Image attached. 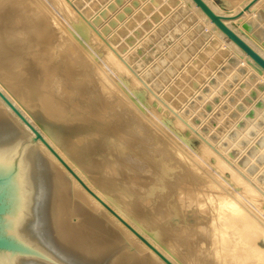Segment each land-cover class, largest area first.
I'll list each match as a JSON object with an SVG mask.
<instances>
[{
	"label": "bare ground",
	"instance_id": "bare-ground-1",
	"mask_svg": "<svg viewBox=\"0 0 264 264\" xmlns=\"http://www.w3.org/2000/svg\"><path fill=\"white\" fill-rule=\"evenodd\" d=\"M47 1L0 0V91L92 191L174 264H264V187L181 111L233 54L261 83L264 70L192 0H54L62 17ZM204 1L231 17L252 0H221L227 10ZM263 3L226 24L264 57L240 27ZM182 16L190 26L205 25L207 42L164 88L128 52L147 29ZM128 32L139 41L121 42ZM33 136L0 97V149L34 143L43 221L60 252L32 232L17 264H165Z\"/></svg>",
	"mask_w": 264,
	"mask_h": 264
},
{
	"label": "rangeland",
	"instance_id": "rangeland-1",
	"mask_svg": "<svg viewBox=\"0 0 264 264\" xmlns=\"http://www.w3.org/2000/svg\"><path fill=\"white\" fill-rule=\"evenodd\" d=\"M49 1L50 0L47 1L48 4H49ZM144 1H146V0H144ZM211 1L219 7L222 6L221 8H223L225 10L228 9L225 6H223L221 0H211ZM54 3L56 4L57 2L54 0L52 2V0H51L49 6L50 7L52 6L51 8L53 10H55V12L62 17L63 12L60 9V6L55 5ZM53 6H54V8H53ZM261 10L262 11L264 10V3L256 10V12H254L256 15L255 14H249L247 17L248 19H245L243 22H246V21L251 20V19L256 20V22L258 23V29L257 30L264 33V16L261 19H259V17H258V12ZM183 17L184 16H182V18H180V19L175 20V22L177 24L175 22L172 25H169L170 23H166V26H167L166 27L162 23L161 26L156 27L155 31L152 30V28L147 29V31L148 30L149 31L146 33L144 32L145 33L144 36H143L144 33L142 32L143 34H141V36L138 37L139 40L141 41V42H139V44H137L138 45L137 47H139V48L138 49L133 48L134 52H135V50H137L135 52V53H137V55L135 53H133V51L128 52V54H130V55L133 54V56H135L136 62H138V64L141 67V71H143V73H146V71L148 69H151L150 71L149 70L147 71V73L148 74L150 73L149 75H151L149 77L151 79L154 78V79H152L153 82H154V80H156L155 83H157L160 86H163L164 88L168 84H170L171 80L177 75V73L184 68L183 66H185V64H187V62L190 61V57L192 59V57L196 54V52H198V50L203 47L205 42H207V39H205L203 37V35L207 33L206 28H204L205 30L200 29L198 31V29H196L197 24H195V25L192 24V26H190L191 23L188 22L189 16H185L184 18ZM184 19L186 20V23L184 22L185 21ZM181 20H183V21H181ZM187 23H189V24H187ZM193 26H195V27H193ZM203 26H205V25H203ZM150 30H151V32H150ZM168 30H169V32H168ZM182 30H183V33H182ZM200 31H202V33ZM196 32L198 33L197 35L199 37L196 35ZM159 33H160V35H159ZM188 33H189V35H188ZM130 34L131 33H129V32H128V34H125L123 39H121V42H123L124 40L131 37V39H135L134 43H136V41H137L136 37H135L136 35L135 34L130 35ZM182 34L183 35L187 34L186 35L187 37L183 36ZM146 35H148V36L146 37ZM155 35H156V37H155ZM195 35H196V37H195ZM200 35H201V37H200ZM180 36H182V38ZM249 36L252 38L251 35H249ZM159 38H161V39H159ZM194 38H196V39L194 40ZM252 39H254V38H252ZM254 41L256 43H258V45H260L264 49V46L261 44V42H258L255 39H254ZM194 44H197L198 47ZM151 45L153 47H151ZM181 46L184 48H182ZM193 46H196V47H193ZM143 48H144V50H143ZM197 48H199V49H197ZM170 50L172 52L174 51L175 56L172 55L173 54L172 52H171L172 54L169 52ZM194 50H196V51H194ZM145 51H147V52H145ZM149 51H151V52H149ZM190 51L192 52L193 55L190 54L191 53ZM146 55H148V57H146ZM150 55H152V56H150ZM156 55L159 57H157ZM160 55H161V57H160ZM170 55L172 57L174 56V58L172 59V57ZM233 56H236V57H238V59H240L237 54L231 55L226 60V62H224V64L219 68V70H217L216 74H214V77L212 76V78H210L211 80H209V82L204 84L205 86H203L202 89H200V92L199 91L197 92V94L193 97L194 99H191L189 101L190 103L188 102L187 103L188 105L186 104L184 106V108H182L181 111L183 113L182 112L181 113L183 116H185V118H187V117H189L188 119L191 118L190 119V121L192 120L191 123H194L193 125H195V127L199 128L200 131H201V129H203L201 132L203 133L204 136H206V137L209 136V139L211 138L210 140L213 144H215L213 142V141H215L216 144L219 145V147L221 146L223 150H225V151L228 150L227 151L228 154L230 155V157L232 159H234V161L237 160V164L240 161L243 162V164L245 165L244 167L246 168V170H248L246 172L247 173L249 172L248 174L250 176L256 175L257 181L264 187V94H263L264 93V87L261 84H258V82L261 83V82H263V80L259 77V79L257 81L251 82L248 78L254 70H251L250 67L248 66V68L251 70V72L249 70L247 73L242 74L238 70V68H239L238 66L239 65L240 66H242V65L246 66V64H243V62H240L239 65H236V66L233 65L232 62H230V60H232ZM145 57L147 59H145ZM152 61H154L153 63L155 65L154 64L151 65ZM176 65H178V66H176ZM145 66L148 68H145ZM167 66H169V67H167ZM152 68L155 69L153 72H152V70H153ZM176 70H179V71H176ZM158 71H160V72H158ZM234 74H239L240 75L239 79H237V80L233 79L232 76ZM155 76H156V79H155ZM259 80H261V81H259ZM163 87H162V89H164ZM204 101H206V102H204ZM195 102H197V103H195ZM217 105H218V107H217ZM258 111H260V112H258ZM223 112H226V113H223ZM202 120L203 121L205 120V121L203 122ZM217 120L218 121L221 120V121L217 122ZM220 123H221V125H220ZM197 124L198 125L200 124V125L198 126ZM223 125L225 127H223ZM212 126H213V130H211ZM210 131H212V132H210ZM208 133H209V135H207ZM192 144H195L198 146L199 142H198V140H194L192 142ZM234 167L237 168L236 165ZM251 173H252V175H251Z\"/></svg>",
	"mask_w": 264,
	"mask_h": 264
},
{
	"label": "water",
	"instance_id": "water-1",
	"mask_svg": "<svg viewBox=\"0 0 264 264\" xmlns=\"http://www.w3.org/2000/svg\"><path fill=\"white\" fill-rule=\"evenodd\" d=\"M192 1L208 17L212 24H214L256 65L264 70V57L226 24V21H233L241 18L246 12L250 11L259 0H252L240 12L231 17H223L215 13L204 0ZM169 12L167 9L165 14ZM259 14L258 17L261 19L264 16V10ZM160 20L156 23H159ZM240 27L258 42H261V40L264 41V33L257 30L258 23L256 20L243 22ZM196 29H204V26L200 23L197 25ZM238 60L239 59H237L236 56H233L230 62L236 66L238 65ZM238 67L242 74L249 71L247 66L239 65ZM232 77L237 80L240 75L234 74ZM248 79L251 82L257 81L255 76H249ZM258 84H261L264 87V83L258 82ZM0 97L33 132L34 136L32 140L34 142H41L79 182L87 193L99 202L119 223L149 248L150 251L157 255L165 264H174L105 201H103L94 191H92L58 154V152L46 141L42 134L1 91ZM33 144L34 143L31 140H21L13 145L0 149V264H17L16 259L25 247L32 232L43 246L54 250L57 255H60V252L56 249V243L52 238L49 229H47L46 222L43 221L45 197L44 199L40 198V176L32 152ZM46 204L48 205V203ZM70 261L71 264L76 262L74 259L69 260V262ZM27 264L39 263L27 262Z\"/></svg>",
	"mask_w": 264,
	"mask_h": 264
}]
</instances>
